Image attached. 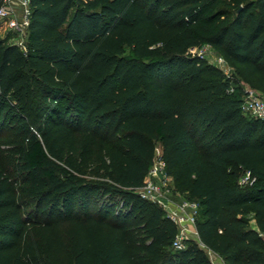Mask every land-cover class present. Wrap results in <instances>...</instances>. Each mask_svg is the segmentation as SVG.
<instances>
[{
	"label": "trees",
	"instance_id": "trees-1",
	"mask_svg": "<svg viewBox=\"0 0 264 264\" xmlns=\"http://www.w3.org/2000/svg\"><path fill=\"white\" fill-rule=\"evenodd\" d=\"M29 1L25 50L0 38V264H264V119L233 76L264 98V0ZM157 144L203 247L136 192Z\"/></svg>",
	"mask_w": 264,
	"mask_h": 264
},
{
	"label": "built area",
	"instance_id": "built-area-1",
	"mask_svg": "<svg viewBox=\"0 0 264 264\" xmlns=\"http://www.w3.org/2000/svg\"><path fill=\"white\" fill-rule=\"evenodd\" d=\"M29 0H0V26H5L14 33L20 35L26 34V29L30 16ZM19 48H24V41L16 44ZM189 54L198 57L210 56L215 66L222 69L226 75H230L228 66L223 58L213 54L210 48L202 46L200 48H192ZM232 89H230L231 91ZM241 110L243 113L253 116L257 119H264V98L252 93V91L244 89L242 95ZM169 176L164 172V162L161 154L157 156L151 168L149 169L142 187L136 190L137 194L147 201H150L160 207L166 217L173 222L177 231L171 246L174 249H182L186 239H195L201 247L198 233L195 228V220L198 213V204L196 201L188 200L182 197L174 198L173 189L168 183ZM249 174L241 180V183L251 182ZM208 255L211 251L206 250Z\"/></svg>",
	"mask_w": 264,
	"mask_h": 264
},
{
	"label": "rangeland",
	"instance_id": "rangeland-1",
	"mask_svg": "<svg viewBox=\"0 0 264 264\" xmlns=\"http://www.w3.org/2000/svg\"><path fill=\"white\" fill-rule=\"evenodd\" d=\"M0 38L5 39L6 43H14L15 45L19 41H24V47H25L26 34L20 35L19 33H14L13 31H10L7 28H5V26H0ZM20 49L22 51L25 50L24 48H20ZM207 58L210 59V61H211L210 56ZM228 69L230 72L229 74L231 75L232 68L227 66L226 70H228ZM233 76H234V80L237 81L240 85H242V87L244 89L250 90V91H252L253 94L263 98L262 92L240 70L235 71L233 73ZM159 154H161V149H160L159 145L157 144L156 151H155V159L157 158V156ZM168 183L170 184V186L173 189V197L178 198L180 196V192L178 189H175L172 177H170V176H169Z\"/></svg>",
	"mask_w": 264,
	"mask_h": 264
},
{
	"label": "crops",
	"instance_id": "crops-1",
	"mask_svg": "<svg viewBox=\"0 0 264 264\" xmlns=\"http://www.w3.org/2000/svg\"><path fill=\"white\" fill-rule=\"evenodd\" d=\"M212 264H225L224 261L216 253L211 252V255H208Z\"/></svg>",
	"mask_w": 264,
	"mask_h": 264
}]
</instances>
